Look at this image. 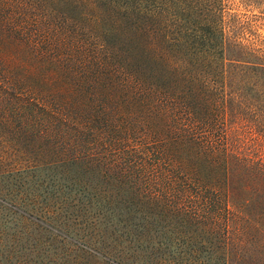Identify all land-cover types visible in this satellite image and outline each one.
<instances>
[{
	"label": "trees",
	"instance_id": "trees-1",
	"mask_svg": "<svg viewBox=\"0 0 264 264\" xmlns=\"http://www.w3.org/2000/svg\"><path fill=\"white\" fill-rule=\"evenodd\" d=\"M231 1L0 0V177L169 235L173 264H264V39Z\"/></svg>",
	"mask_w": 264,
	"mask_h": 264
},
{
	"label": "rangeland",
	"instance_id": "rangeland-1",
	"mask_svg": "<svg viewBox=\"0 0 264 264\" xmlns=\"http://www.w3.org/2000/svg\"><path fill=\"white\" fill-rule=\"evenodd\" d=\"M230 6L247 37L264 39L263 9ZM19 175L24 185L0 177V264H173L169 235H135L137 220L95 219L93 206L64 200L49 176ZM65 188L66 196L88 198Z\"/></svg>",
	"mask_w": 264,
	"mask_h": 264
}]
</instances>
